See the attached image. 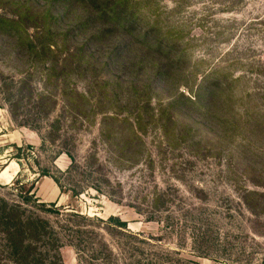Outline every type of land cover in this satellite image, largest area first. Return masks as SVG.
Listing matches in <instances>:
<instances>
[{
	"label": "rangeland",
	"instance_id": "1",
	"mask_svg": "<svg viewBox=\"0 0 264 264\" xmlns=\"http://www.w3.org/2000/svg\"><path fill=\"white\" fill-rule=\"evenodd\" d=\"M79 3L0 0V201L46 264H264V0Z\"/></svg>",
	"mask_w": 264,
	"mask_h": 264
},
{
	"label": "trees",
	"instance_id": "2",
	"mask_svg": "<svg viewBox=\"0 0 264 264\" xmlns=\"http://www.w3.org/2000/svg\"><path fill=\"white\" fill-rule=\"evenodd\" d=\"M55 2L62 5L61 8H63V14L65 15H67V13L71 10L74 2H81L78 5L91 6L95 15L94 18L101 17L111 21L112 24L121 27L123 24H126L125 21H127V18L122 16L123 7H121V4L125 3L126 0H117L115 4L110 0H55ZM24 19V17H20L21 21ZM39 21L40 20L36 19L34 24L40 25L38 28H40L39 30L41 31L44 40L47 41L51 36V28L48 25L51 20L48 22L40 21L41 23H39ZM16 23L20 24L19 21H16ZM47 46H49L48 42ZM71 57H73L71 62H80L83 58L81 53H74ZM67 65L68 64H65V66ZM51 75L52 69H48L45 79L46 84L50 83V79L52 78ZM23 83H25V80L21 81V84ZM80 97L83 101H86L85 95H80ZM48 101H51V98H49L46 92L38 93L35 107L37 111L42 112L41 114L44 116L47 115L45 110L49 107ZM11 108L12 106L10 105L9 109ZM74 110H83V106L77 105L74 107ZM11 115L14 117L13 113H11ZM136 122L139 127L138 117H136ZM26 213L25 209L19 205H9L4 200L0 201L1 246L4 248V252L11 257L13 262L8 264H46L42 259L41 251L38 252V248L36 246V243L38 242L36 240L40 241L46 237V221L40 219L39 217L27 215ZM118 224L119 226H123L122 223Z\"/></svg>",
	"mask_w": 264,
	"mask_h": 264
}]
</instances>
